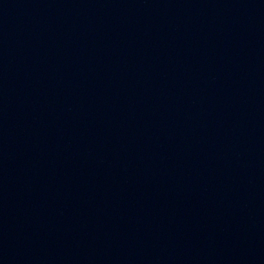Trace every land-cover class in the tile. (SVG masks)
<instances>
[{
  "label": "water",
  "instance_id": "1",
  "mask_svg": "<svg viewBox=\"0 0 264 264\" xmlns=\"http://www.w3.org/2000/svg\"><path fill=\"white\" fill-rule=\"evenodd\" d=\"M0 264H264V0H0Z\"/></svg>",
  "mask_w": 264,
  "mask_h": 264
}]
</instances>
